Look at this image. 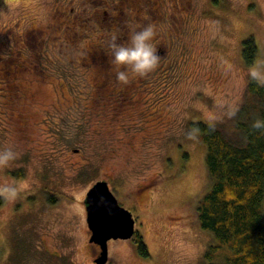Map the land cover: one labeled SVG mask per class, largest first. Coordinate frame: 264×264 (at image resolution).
Segmentation results:
<instances>
[{
	"label": "rangeland",
	"instance_id": "rangeland-1",
	"mask_svg": "<svg viewBox=\"0 0 264 264\" xmlns=\"http://www.w3.org/2000/svg\"><path fill=\"white\" fill-rule=\"evenodd\" d=\"M174 3L175 28L155 24L166 48L158 67L122 85L105 83L100 65L81 57L88 36L97 43L103 30L70 41L66 17L55 15L71 0H0V149L19 154L0 169V183L23 186L0 203V264H96L83 200L98 180L135 229L107 241L103 264H208L214 239L196 205L212 181L194 124L232 134L248 79L264 82V0ZM32 28L34 47L25 42ZM248 37L257 48L249 65Z\"/></svg>",
	"mask_w": 264,
	"mask_h": 264
},
{
	"label": "trees",
	"instance_id": "trees-1",
	"mask_svg": "<svg viewBox=\"0 0 264 264\" xmlns=\"http://www.w3.org/2000/svg\"><path fill=\"white\" fill-rule=\"evenodd\" d=\"M256 52L252 37L242 41L245 64ZM245 92L232 134L219 124H194L206 144L205 167L212 181L196 205L199 226L214 239L203 254L208 264H264V131L252 127L264 119V82L250 77ZM135 242L147 256L142 238Z\"/></svg>",
	"mask_w": 264,
	"mask_h": 264
},
{
	"label": "flooded vegetation",
	"instance_id": "flooded-vegetation-1",
	"mask_svg": "<svg viewBox=\"0 0 264 264\" xmlns=\"http://www.w3.org/2000/svg\"><path fill=\"white\" fill-rule=\"evenodd\" d=\"M181 3H183V0H181ZM174 4V0H170L169 3H167V0H75V2L71 0L69 9L67 11H64L63 8L61 10L58 9L55 16L66 17L64 21L66 25L64 24V26L72 43H76L79 40L80 30L85 36H88V33H95L99 30L104 31L102 34L97 33V43L92 41L90 35L88 36L85 43L86 46H83L81 57L100 65L102 72L105 73L106 79L104 82L106 83L110 77L113 80L115 79V74L108 72L111 67L107 48L110 38L116 35L119 42H124L127 40L131 29L139 30L148 23L155 25L163 20L166 21L167 29L175 28L174 15L171 12ZM168 9H170V12ZM134 20H140V22L132 28L130 24ZM27 33L29 35L25 38L26 41L24 39L27 43L26 46L31 45L34 47L33 41L38 42L37 39L40 38L39 30L32 28ZM155 42L160 57L164 56L166 54L165 44L162 41L157 42L156 40ZM34 54L36 55L37 53L34 52ZM12 60L15 63V59L13 58ZM14 67L22 70L25 68V64L23 65L21 61H16ZM10 68L11 73L14 74L15 69L12 70V66ZM91 244L97 250V257L99 255V247L95 243Z\"/></svg>",
	"mask_w": 264,
	"mask_h": 264
},
{
	"label": "clouds",
	"instance_id": "clouds-1",
	"mask_svg": "<svg viewBox=\"0 0 264 264\" xmlns=\"http://www.w3.org/2000/svg\"><path fill=\"white\" fill-rule=\"evenodd\" d=\"M156 37L155 25L148 23L139 30L130 31L124 42H119L116 35L110 38L108 56L118 83L127 85L132 79L143 78L156 70L160 61ZM252 127L264 131V119H257ZM18 157L11 147L0 149V169L8 168ZM22 187L10 182L0 183V198L15 200Z\"/></svg>",
	"mask_w": 264,
	"mask_h": 264
},
{
	"label": "water",
	"instance_id": "water-1",
	"mask_svg": "<svg viewBox=\"0 0 264 264\" xmlns=\"http://www.w3.org/2000/svg\"><path fill=\"white\" fill-rule=\"evenodd\" d=\"M83 202L86 223L90 230L89 242L97 244L100 249L94 262L103 264L107 260V241L130 238L134 234V219L118 203L105 180L92 184Z\"/></svg>",
	"mask_w": 264,
	"mask_h": 264
}]
</instances>
